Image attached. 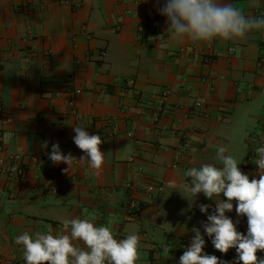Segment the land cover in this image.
Segmentation results:
<instances>
[{
  "label": "crops",
  "instance_id": "crops-1",
  "mask_svg": "<svg viewBox=\"0 0 264 264\" xmlns=\"http://www.w3.org/2000/svg\"><path fill=\"white\" fill-rule=\"evenodd\" d=\"M221 2L264 16V0ZM157 7L156 0H0V103L13 117L4 129L15 131L5 144L39 157L22 177L0 170V264H26L18 235L70 233L62 220L75 218L110 227L118 240L138 235L136 264H180L192 227L203 233L207 221L199 205H211V214L215 200L185 192L186 199L167 182H190L184 173L192 167L221 166V145L258 179L264 28L227 41H168ZM76 126L103 140L98 172L79 160ZM184 135L190 143L174 165ZM57 142L75 158L68 173L69 165L48 158ZM159 182L162 192L146 191ZM236 203L228 216L244 233L247 217L237 216ZM204 238V252L235 264Z\"/></svg>",
  "mask_w": 264,
  "mask_h": 264
},
{
  "label": "clouds",
  "instance_id": "clouds-1",
  "mask_svg": "<svg viewBox=\"0 0 264 264\" xmlns=\"http://www.w3.org/2000/svg\"><path fill=\"white\" fill-rule=\"evenodd\" d=\"M156 4L159 14L166 17L164 35L168 41L208 42L217 37L227 41L264 28V16L246 15L232 3L221 0H164L162 5L161 0H156ZM74 132L73 142L85 153L79 160H87L98 172L105 159L100 147L103 140L100 135H90L85 127L76 126ZM43 148H48V141L44 142ZM226 151L224 146H218L216 159L222 162L221 166L204 164L199 168L192 167L184 173L191 178L190 182L178 184L175 179L167 182L169 188L182 189L177 192L184 198L185 192L195 197L203 193L208 200H215L211 214V205H199L207 221L201 222L203 233L199 227H192L194 235L180 257V264H229L204 252V234L221 253L227 254L230 249H235V264H264V258L257 255L264 252V138L255 149L258 179H250L243 173L238 161L232 155H226ZM48 158L55 165H69L62 169L65 173L70 171L75 159L70 152L64 154L58 142L51 145ZM233 201L237 202V216L247 217L246 235L237 230L239 220L234 221L226 215L233 211ZM191 206L189 200V209ZM62 224L65 229L70 226V233L54 236L51 232L37 231L34 236L24 232L16 237V243L23 246L26 264H136L139 259V237L136 234L118 240L110 227L95 226L88 219H64ZM75 241L82 242L85 247H77ZM168 251V248L164 249L165 255Z\"/></svg>",
  "mask_w": 264,
  "mask_h": 264
},
{
  "label": "built area",
  "instance_id": "built-area-1",
  "mask_svg": "<svg viewBox=\"0 0 264 264\" xmlns=\"http://www.w3.org/2000/svg\"><path fill=\"white\" fill-rule=\"evenodd\" d=\"M214 52L215 51H212V53L207 54L205 56V60L211 61L213 59V55H215ZM77 91H80V89ZM202 102V100L197 101L196 107L200 106ZM11 122H13V117L8 113L3 104L0 103V170L7 173L15 172L17 177H22L27 172L30 163H37L39 161V157L36 155L26 156L24 153L14 151L6 147L5 143L15 136V131L4 129V126L10 124ZM258 138L261 141L262 138H264V134H260ZM189 143V138L184 135L177 147L174 165L180 164V160L187 151ZM164 187V182L149 183L146 185L145 189L148 192L159 193L164 190ZM226 215H229V212L226 213ZM242 228L246 235L247 219L243 221ZM228 253L233 257V259H236L237 253L235 249H230Z\"/></svg>",
  "mask_w": 264,
  "mask_h": 264
}]
</instances>
